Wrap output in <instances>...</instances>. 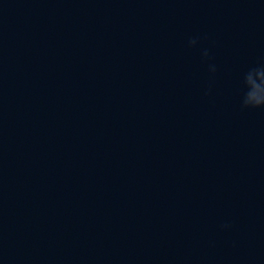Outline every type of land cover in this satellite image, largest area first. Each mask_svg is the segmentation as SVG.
<instances>
[{
    "label": "water",
    "instance_id": "1",
    "mask_svg": "<svg viewBox=\"0 0 264 264\" xmlns=\"http://www.w3.org/2000/svg\"><path fill=\"white\" fill-rule=\"evenodd\" d=\"M262 63L264 0H0V264H264Z\"/></svg>",
    "mask_w": 264,
    "mask_h": 264
},
{
    "label": "clouds",
    "instance_id": "2",
    "mask_svg": "<svg viewBox=\"0 0 264 264\" xmlns=\"http://www.w3.org/2000/svg\"><path fill=\"white\" fill-rule=\"evenodd\" d=\"M200 37H192L188 40L189 47H196L200 42ZM201 56L205 61L211 59L210 50L204 48L201 50ZM208 70L211 74L217 71L216 65L208 64ZM211 91L209 85L208 92ZM242 109H264V63L249 68L243 75V92L240 100ZM232 227L230 223L220 225L222 230H228Z\"/></svg>",
    "mask_w": 264,
    "mask_h": 264
}]
</instances>
